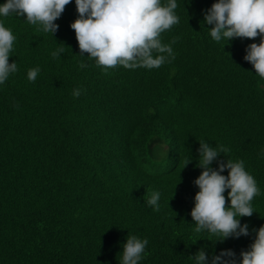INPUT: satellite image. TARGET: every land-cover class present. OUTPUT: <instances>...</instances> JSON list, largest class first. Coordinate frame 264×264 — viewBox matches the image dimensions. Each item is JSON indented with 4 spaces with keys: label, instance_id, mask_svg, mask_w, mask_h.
Returning a JSON list of instances; mask_svg holds the SVG:
<instances>
[{
    "label": "trees",
    "instance_id": "obj_1",
    "mask_svg": "<svg viewBox=\"0 0 264 264\" xmlns=\"http://www.w3.org/2000/svg\"><path fill=\"white\" fill-rule=\"evenodd\" d=\"M214 2L176 0L179 22L160 36L174 59L152 69L105 70L81 55L75 0L54 34L0 16L18 69L0 84V264H121L128 235L148 240L138 264H196L201 249L207 264L228 249L240 264L264 225V78L244 59L260 37L213 40ZM201 140L228 148L218 160L244 161L257 182L254 212L239 218L248 236L194 231Z\"/></svg>",
    "mask_w": 264,
    "mask_h": 264
},
{
    "label": "clouds",
    "instance_id": "obj_2",
    "mask_svg": "<svg viewBox=\"0 0 264 264\" xmlns=\"http://www.w3.org/2000/svg\"><path fill=\"white\" fill-rule=\"evenodd\" d=\"M70 2L6 0L0 5V16L7 17L12 13L25 16L29 24L39 26L38 30L54 34L59 27L55 21ZM75 4L78 18L71 23V28L80 54L87 53L105 70L117 65L126 69L159 68L166 61L171 62L168 57L174 59L171 45L163 44L160 36L179 22L175 13L176 0H168L166 5L161 0H75ZM204 21L212 25L210 35L217 42L222 38L227 41L232 38L255 40L259 36V43L247 46L244 59L253 65L256 74L264 78V0H216L205 12ZM15 40L11 29L0 21V84L18 70L15 61L9 63ZM63 52L61 47L52 56L58 58ZM80 67L87 65L81 63ZM39 72L38 67L30 69L28 80L34 82ZM80 94L79 89L73 90L75 97ZM199 142L198 166L202 171L194 181L199 188L191 209L196 225L194 231L201 233L206 230L220 241L248 236V224L241 225L239 218L251 217L254 212L251 202L260 194L254 176L246 171L242 160L234 162L227 159L226 163L218 160L221 153L226 156L228 148L223 145L213 147L202 140ZM213 161L217 162L218 168L211 166ZM225 169H228L227 176L222 174ZM226 190L227 199L224 195ZM159 199L160 193L153 192L147 203L159 211ZM147 244V239L128 235L123 244L121 264H138ZM240 255V264H264V225L256 230L249 249L242 250ZM234 256L231 249L222 250L212 257L211 264H236ZM195 261L196 264H207L203 249L196 253Z\"/></svg>",
    "mask_w": 264,
    "mask_h": 264
}]
</instances>
